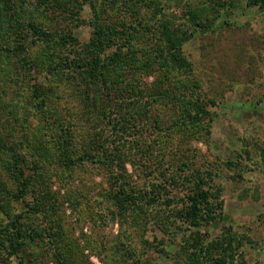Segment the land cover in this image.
<instances>
[{
	"label": "trees",
	"instance_id": "16d2710c",
	"mask_svg": "<svg viewBox=\"0 0 264 264\" xmlns=\"http://www.w3.org/2000/svg\"><path fill=\"white\" fill-rule=\"evenodd\" d=\"M248 4L264 7V0ZM189 5L183 28L162 0H0V112L14 121L10 133L0 124V264L5 253L35 264L26 248L40 235L54 246L55 264H76L59 221L30 224L33 215L58 213L52 165L72 180L85 165L103 170L101 196L120 225L111 260L135 255L133 236L153 247L145 236L153 225L169 235L154 247L182 264L243 258L246 235L234 226L213 239L197 229L223 216L224 200L214 162L194 146L211 133L216 99L204 92L184 45L228 7L225 0L211 9ZM84 23L91 26L85 41L73 30ZM15 203L25 207L18 212ZM184 224L190 233L172 250Z\"/></svg>",
	"mask_w": 264,
	"mask_h": 264
},
{
	"label": "rangeland",
	"instance_id": "374dc122",
	"mask_svg": "<svg viewBox=\"0 0 264 264\" xmlns=\"http://www.w3.org/2000/svg\"><path fill=\"white\" fill-rule=\"evenodd\" d=\"M225 1L228 8L214 11L220 17L213 27L194 33L184 45L185 54L201 76L204 92L216 99L211 133L205 142L194 146L200 151L199 157L214 162L216 181L223 186L224 200L223 216L197 229L204 237L213 239L229 225L234 226V230L246 235L241 248L243 262L238 255L234 264H264V7L250 5L248 0ZM214 3L215 0H162L165 14L174 16L183 28H188L189 4L211 9ZM89 15L86 6L83 16L88 19ZM147 15L152 13L149 11ZM73 30L76 37L85 41L90 37L91 26L84 23ZM11 119L5 112L0 114V124L8 133L12 129L9 122L14 123ZM31 122L35 128L37 120ZM20 134L14 132L16 137ZM246 149L251 156L246 155ZM94 166L78 169L74 180L66 178L68 172L50 166L58 213L52 219L44 214L33 215L29 223L46 228L59 221L76 264H182L173 253L166 255L154 247L169 237L155 225L145 233L153 247H144L133 236L135 255L125 252L122 259L114 255L111 260L107 250L119 235L120 225L108 215V203L101 196L107 184L102 179L103 170ZM128 169L134 172L129 164ZM136 179L144 185V177ZM16 206L18 212L25 207L15 203ZM1 221H6L2 209ZM187 232L190 233L188 225L184 224L178 230V238L170 240L172 250ZM53 248L40 235L26 248V254L28 257L31 254L35 264H55ZM4 256L6 264H17L15 256L6 253Z\"/></svg>",
	"mask_w": 264,
	"mask_h": 264
}]
</instances>
